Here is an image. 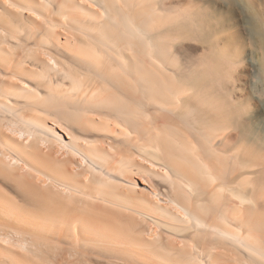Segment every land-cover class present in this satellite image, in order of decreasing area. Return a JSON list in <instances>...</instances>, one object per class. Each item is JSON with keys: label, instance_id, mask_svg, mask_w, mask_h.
I'll use <instances>...</instances> for the list:
<instances>
[{"label": "bare ground", "instance_id": "1", "mask_svg": "<svg viewBox=\"0 0 264 264\" xmlns=\"http://www.w3.org/2000/svg\"><path fill=\"white\" fill-rule=\"evenodd\" d=\"M0 264H264V0H0Z\"/></svg>", "mask_w": 264, "mask_h": 264}]
</instances>
